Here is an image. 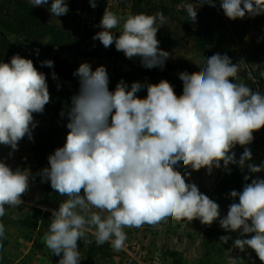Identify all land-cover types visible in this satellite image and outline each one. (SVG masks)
<instances>
[{
  "label": "clouds",
  "instance_id": "1",
  "mask_svg": "<svg viewBox=\"0 0 264 264\" xmlns=\"http://www.w3.org/2000/svg\"><path fill=\"white\" fill-rule=\"evenodd\" d=\"M88 2L97 6V0ZM216 2L190 0L182 7L195 22L198 7H215ZM29 3L39 7L49 0ZM219 4L231 20L264 15V0H219ZM48 11L60 17L69 8L65 0H52ZM166 22L159 11L125 17L106 8L99 23L102 30L93 40L106 49L114 45L128 59L139 57L147 69H162L170 53L159 47L157 32ZM118 27L121 31L116 35L112 30ZM41 64L54 67L52 60ZM197 65L199 71L178 73L182 94L161 79L146 85L144 98L137 96L145 87L140 82H133L129 90L121 80L110 91L102 65L93 71L83 62L73 73L79 90L66 112H61L68 121L65 143L48 156L49 166L38 173L65 197L58 209L51 210L49 229L42 237L51 253L60 257L58 264H79V241L110 243L120 251L127 240L126 228L156 227L168 219L199 220L208 226L218 221L226 232H240L235 248L251 249L264 264V179L245 175L242 191L229 193L233 202L221 218L219 204L188 182L190 173L177 170L182 162L186 169L204 168L209 174L221 168L230 174L229 165L247 168L249 174L264 171V161L250 162L253 157L247 147L254 132L264 128V93L240 80L243 59L233 63L227 54L215 53L202 56ZM260 75L264 77V72ZM52 77L56 79L55 72ZM248 78L253 79L250 73ZM49 102L46 76L31 59L14 54L9 62H0V145L10 148L9 156L26 136L33 139V114L43 113ZM237 145L244 148L238 160L233 151ZM30 176L29 170L13 169L0 159V218L7 207L23 203ZM249 234L250 238H243ZM4 238L5 225L0 222V240ZM229 239L220 237L223 243Z\"/></svg>",
  "mask_w": 264,
  "mask_h": 264
},
{
  "label": "rangeland",
  "instance_id": "2",
  "mask_svg": "<svg viewBox=\"0 0 264 264\" xmlns=\"http://www.w3.org/2000/svg\"><path fill=\"white\" fill-rule=\"evenodd\" d=\"M24 1L30 4L29 0ZM133 1L97 0V6L92 8L88 0H65L69 11L60 17L51 16L48 11L52 0H49L47 5L34 8L69 39L86 46H99L102 44L99 40H93V36L102 30L99 23L105 9L125 17L129 14H140L139 10H133ZM185 1L190 2V0ZM151 2L164 4L166 0H151ZM158 11L162 12L153 9L146 14L152 15ZM162 13L167 18V22L159 28L157 39L160 41L159 47L170 53L165 66H177L182 62L198 64L200 59L192 36L182 29L173 13ZM121 27L112 31L119 35ZM262 40H264V25L250 28L241 44L229 36L227 38L226 48L233 58V63H237L241 59L245 62L239 73L240 80L253 87H255L254 80L249 79L248 74L250 73L253 77L258 63L254 59V54L259 49ZM113 47L115 46L112 45L109 48ZM45 60H52L54 64L68 66L75 71L83 62L89 63L93 71L102 65L107 69L109 76L118 68V65L109 59L99 61L92 58L73 60L57 50L50 52ZM33 116L36 127L32 130V140H29L27 136L22 139L19 142L18 150L14 151L11 156H9L10 148L0 145V159L13 169L29 170L31 173L29 189L21 197L23 203L18 207L6 206V214L0 218V222L5 225V238L0 240V264H58L60 259L59 256L52 254L42 241L51 221L47 213H51L53 210L45 206L43 200L47 193L49 195L53 189L50 182L42 181L38 173L49 166L48 156L57 147H62L65 143L68 121L66 118L54 116L51 112L50 103L45 106L42 116H39L38 113H34ZM256 138H258V146L253 163L259 165L264 161V128L257 132ZM240 149L241 146L239 145L233 149L236 158ZM177 170L181 173H190L187 176L188 182L195 183L202 193L219 204L221 218L226 216L228 211V190L230 187L243 188L246 183L245 175L237 177L238 182L236 184H234L233 178L226 177L224 179L228 172L223 168L213 169L212 173L209 174L204 168L199 171H194L191 168L186 169L181 162L177 166ZM250 177L252 179L256 177L264 179V171L250 174ZM33 208L41 210V221L33 230L4 223L1 220L22 218ZM206 227H210L218 233L211 264H261L251 249H245L242 252L233 246L234 240L240 237L239 231L226 232L220 227L218 221L208 226L201 224L199 220L187 223L184 221L174 222L171 219L161 222L156 227L145 225L142 228H126L127 240L125 247L120 251L113 250L110 243L97 246L95 243L84 245L83 241H79L78 248L81 253L79 264H172L171 258L167 254L168 251L179 252L187 264H200ZM250 235L243 238H250ZM221 236H230L231 239L227 243H223L220 241ZM88 238L94 240L91 234L88 235Z\"/></svg>",
  "mask_w": 264,
  "mask_h": 264
},
{
  "label": "trees",
  "instance_id": "3",
  "mask_svg": "<svg viewBox=\"0 0 264 264\" xmlns=\"http://www.w3.org/2000/svg\"><path fill=\"white\" fill-rule=\"evenodd\" d=\"M185 0H166L163 3H152L151 0H134L133 10L137 9L141 13H150L151 10H160L165 13H173L178 23L189 33L194 41L195 49L199 55V63L202 56H210L215 53L227 54L232 62L233 58L226 48L228 36L235 42L241 44L244 41L245 34L250 28L264 25V15L256 17L245 16L243 19L231 20L227 18L220 7L219 0L216 6L212 7L204 4L197 9V20L192 22L188 19L186 11L183 9ZM38 50V54H37ZM57 50L61 54H66L73 60L92 58L96 61L109 59L118 65L117 70L109 76V90L114 91L116 84L123 80L130 90L133 82H140L145 87L137 93V96L144 98L147 95L146 85L149 83H158L161 79L168 80L174 87L177 95L182 94V81L178 73L187 71L192 73L199 71V66L182 62L177 66H165L161 68L147 69L142 66L139 57L128 59L123 52L113 48H105L103 45L86 46L75 40L69 39L59 28L49 23L36 8L24 0H0V62H9L14 54L31 59L38 71L43 72L47 79L50 93L51 112L58 118L61 112L67 110L71 103V97L78 93L79 79L74 76V69L68 66L54 64L49 68L42 66L41 62L45 57ZM254 59L258 61L253 73L255 87L248 84L253 91L264 93V77L260 75L264 72V40H262L259 49L255 51ZM198 63V64H199ZM56 73V79H53L52 73ZM231 79V78H230ZM233 82H235L233 80ZM59 85V87H58ZM43 113H38L42 116ZM258 132V131H257ZM257 132H254V140L247 145L252 152V161L256 156L258 146ZM244 148L241 147L237 160L242 154ZM231 172L223 177L233 178L234 184L238 182L237 177L241 175H250L247 168L243 171L237 165L230 166ZM232 190L242 191L238 186L230 187ZM83 194V190L82 193ZM65 197L52 190L45 196L43 204L51 209H58L59 203ZM229 196L228 203H232ZM238 203V198L236 200ZM41 210L33 208L24 217L16 219H1L4 223H10L17 227L27 230H33L41 221ZM51 217V213H47ZM218 233L216 230L206 227L204 239L202 242V254L200 264H211V259L215 250V239ZM172 264H187L177 251H168Z\"/></svg>",
  "mask_w": 264,
  "mask_h": 264
}]
</instances>
